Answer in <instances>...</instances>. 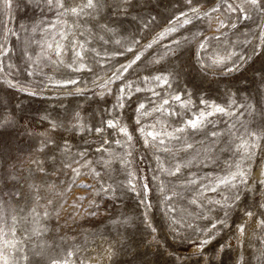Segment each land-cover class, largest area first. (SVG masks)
I'll return each mask as SVG.
<instances>
[{"label":"snow or ice","instance_id":"6c2138e0","mask_svg":"<svg viewBox=\"0 0 264 264\" xmlns=\"http://www.w3.org/2000/svg\"><path fill=\"white\" fill-rule=\"evenodd\" d=\"M162 2L163 0H0V12L4 9L11 12L15 3L17 8L21 5L25 10L31 7L35 11L38 8L41 16L47 13L55 17V21L46 26L44 21H40L31 27L33 33L43 32L44 37L40 40L29 39L28 46L22 51L28 61L23 69L25 77L35 78V82H30L29 85L19 83L6 71L5 61L13 54V48L8 46V36H17L18 33L11 29L0 33V84L28 97L44 99L49 98L45 92L51 88L63 90L62 94L67 96L84 98L90 91L88 85L91 84L99 89L92 93V97H87L92 103L107 105L110 103L109 97L112 98V106L105 107L99 118L93 112L91 120L84 115L91 105H78L76 109H68L63 120L59 121L51 119L50 114H45L41 120L48 122L55 138L52 135H42L39 143L32 145L35 152L46 159L51 157L54 162L59 154L61 167L73 174L68 182L69 189L75 185V178L85 174L83 170L87 169L86 174L95 181L94 184L82 182L79 185L92 189L91 195L94 198L88 201L89 207L85 210L87 217L101 215V205L97 200L105 201L106 210L107 203L119 198L121 194L135 198L139 209L138 216H121L111 222L123 226L126 233L137 221L142 223L146 234L151 237L149 247L155 244L160 255L161 243L157 235L159 230L152 219V194L155 193L156 200L164 205L169 233L180 244L188 243L192 248L190 256L197 257V264H225L226 259H230L232 264H252L253 258L257 260V264H264V248L258 249V254L253 257L247 242V220H255L256 228L264 236V203H254L255 210L245 208L243 215L247 220L237 225L235 230L229 225L230 211L238 207L242 201V193L246 198V189L253 183L250 179V162L259 154H264V103H261L264 100V0H167L172 8V15L148 43L141 45L140 40L133 37L130 41L132 46L123 47L121 40H112L117 28L123 24L120 19L122 15L132 16L140 31H153V26H159L158 8ZM209 4L211 6L204 7ZM215 13H220L224 19L213 16ZM213 19L216 20L214 32L219 35L209 37L203 35L199 29L192 30L198 24L203 27L207 23L211 27ZM247 21L256 23L257 31L251 33L252 39L243 41L245 48L242 52L228 48L213 51L209 47L212 40H220L226 27L238 31V25L245 27L247 25L243 22ZM96 29L108 34V38L99 35ZM181 30L188 34H181ZM86 33L91 39L86 38ZM173 34H176L175 38ZM92 40H98L102 45L115 43L120 47L100 50L91 46ZM165 40L168 42L163 43ZM33 44L40 50L37 52L35 48H31L29 54V47ZM153 45L162 47L164 51L158 57L148 60V63L161 65V68L147 69V74L141 75L138 69L148 59L144 57V52L152 49ZM136 48L138 50L134 51ZM125 52L134 54L131 59L126 58V63H112L116 57L124 56ZM209 52L212 54L205 58V54ZM164 61H167L171 70L163 66ZM257 61L262 65L258 69L253 68ZM42 65L51 66L50 71H55L61 78H44ZM7 67L13 65L9 64ZM97 67L102 71L107 69L103 77L96 72ZM193 70L204 77L209 74L220 75L230 81L247 79L245 73L252 70V82L257 83L258 98L255 102L248 98L244 104H238L239 90L231 92L226 89L223 103L203 95L194 101L196 93L188 91L186 87L191 81H184L185 87H180L182 78L190 75ZM77 73L94 74L95 79L85 81L76 77ZM133 73L135 76L130 79ZM147 85L151 87H146ZM196 88L199 91V86ZM165 89L169 90L166 94ZM145 92L151 93L158 102L149 100L146 104L139 96ZM129 106L133 107L134 113L131 128L121 119ZM236 108L242 111H233ZM244 115L251 117L250 123H240L239 118ZM216 117L235 118L237 123H229L224 130H217L215 125L219 121L214 119ZM149 120L150 123L147 122ZM16 123L14 116L3 117L0 113V181L4 182V188L10 187L8 178L15 181L16 177L14 166L12 172L6 167V156L11 153L5 152L8 145L3 142L2 137L6 133L10 135L9 129H13ZM64 132L72 135L65 138ZM78 134H83L81 140L85 145H88V141L84 139L86 135H91L94 141L98 140L99 146L95 148L97 153L109 152L107 146L114 143L124 150L123 154L117 157L109 153L110 158L101 156L92 160L88 158V147L73 152L69 141ZM117 136L121 138L116 139ZM197 137L202 139L197 142ZM138 144L148 151L154 166L146 169L135 166ZM218 144H224L227 151L233 152L238 159L228 165L223 175L210 172L200 175L199 172H193L194 165L207 167L218 163L213 152ZM216 150L221 151L219 148ZM144 158L140 157L141 160ZM114 161L123 166L115 170L116 176L111 174ZM32 163L37 164V172L45 176L48 174L45 167L40 166L39 160H33ZM97 166L103 171L98 170ZM145 172L150 175L142 174ZM256 183L259 189L264 186V179ZM27 188L31 191L25 192L21 188L15 192H5L0 189V264H20V261H25L26 264H44L45 261L47 264H78V260L73 258L81 251L79 247L67 250L63 258H51L45 248L36 250L32 257L23 254V245L27 240L39 235L40 231H47V228L31 226L40 223L41 215L36 207L28 209L27 213L25 208L18 207L22 200L27 202L32 198L37 201L42 199L39 186L27 184ZM223 189L228 190L229 195H220ZM32 192L35 193L34 197ZM210 193L220 195V198L211 199L208 195ZM187 197H191L187 200L189 205L203 208L207 202L209 210L217 207L223 215L218 214L213 222L201 212L196 218L208 220V223L202 227H194L187 223L185 217L178 216L174 204V201ZM78 199L84 200L85 197ZM47 203L55 210L53 200H48ZM50 215L51 213L44 211L42 217L47 218ZM182 228L192 231L184 235ZM21 232L23 236L19 235ZM193 234L196 236L195 240L192 239ZM229 235L231 240L228 239ZM135 243L130 235L126 240L115 241L107 248L106 258L110 264H122L120 257L130 255L131 262L125 261L123 264H134L137 258L146 255L138 247L129 248L130 244ZM258 243L264 245V239L258 240ZM164 246H167L166 241ZM242 247L243 253L240 251ZM209 248L212 249L211 255L208 254ZM168 255L174 256V253ZM174 260H178L179 264H186L184 257L174 256ZM145 264L148 262L145 261Z\"/></svg>","mask_w":264,"mask_h":264},{"label":"rangeland","instance_id":"374dc122","mask_svg":"<svg viewBox=\"0 0 264 264\" xmlns=\"http://www.w3.org/2000/svg\"><path fill=\"white\" fill-rule=\"evenodd\" d=\"M205 5L204 7H209ZM159 19L158 25L153 26V31L143 32L140 31L137 27V24L133 22L132 16L124 17L123 15L120 19L123 21L121 27L117 28V33L112 36V40H121L123 47L132 46L130 41L133 37L140 40V44L148 43L156 33L161 31L165 26L167 18L172 15V8L169 6L167 0H163L158 8ZM156 14V13H153ZM132 15H135L133 13ZM213 16H220L221 19H224V16H221L220 13H215ZM235 17L233 16L232 19ZM40 21L45 22V26L49 22H54L55 17L51 14L45 16L40 15V9H33L29 7L27 10L21 5L19 8L16 7L15 3L11 12L7 9H4L0 12V33L4 32L5 29H11L12 31L18 33L17 36H8V46L13 48V54L5 61L6 71L15 77L16 80L25 85H29L30 82L34 83L35 78L25 77L23 72L24 65L28 63L26 58L22 55V51L28 46L29 39L40 40L44 37L43 32L33 33L31 27L34 24H38ZM227 24V20H225ZM247 26L240 27L239 30L231 29L226 27L224 35L221 36L220 40H212L209 47L214 51L219 49L223 51L225 48L229 50H235L237 52H242L245 48L243 41L245 39H252L251 33L257 31L256 23L253 21L243 22ZM89 27V25H85ZM190 27V26H189ZM216 27V20H212V26L208 27L207 23L201 27L199 24L197 28L192 29L196 31L199 29L202 31L205 36L219 35V33L214 32ZM27 29V31H25ZM99 35H104L105 39L108 38V34L102 33L99 29L95 30ZM181 34L187 35L188 33L181 30ZM86 38L87 33L85 34ZM176 34H173L175 38ZM165 40L163 43H167ZM195 42H193V45ZM93 47H96L100 50L105 48L109 50H114L120 45L115 43H109L107 45H102L98 40H92ZM31 48H35L39 52V47L33 44L29 47V54H31ZM138 48L134 49V51ZM164 49L157 45H153L152 49H148L144 52V57L148 59L144 61V64L140 65L138 71L141 75L147 74V69H158L161 68V65L149 64L148 60L153 57H158L163 53ZM151 53V55H149ZM134 54V53H133ZM125 52L124 56L116 57L112 63H126V58L131 59L132 55ZM212 53H206L211 55ZM188 56V53H185V57ZM165 68L171 70L167 61L162 62ZM13 65V67H7V65ZM262 65L259 61L253 65V68H260ZM42 76L46 78L47 76H54L55 78H61L55 71H50L51 66H44ZM105 70H101L99 67L96 68V72L99 73L102 77L105 74ZM186 71H188L186 69ZM238 75V74H233ZM76 77H79L85 81H91L95 79L94 74H75ZM135 73H133L130 79L134 78ZM247 79H238L236 81H230L229 78L223 77L220 75L213 76L209 74L207 77H204L198 71H191L190 75L184 76L181 80L180 87L184 88V81L190 80L191 83L186 85L188 91L195 92L196 95L193 97V100H197L201 95L207 97L210 100H216L218 103L224 102V93L225 90L237 93L238 104H244L246 99L251 98L253 102L258 98L256 93L257 83H253V72L249 70L245 73ZM196 86H199V91H197ZM88 87L90 91L86 93V97L78 96H67L62 94L63 90H57L51 88L46 90L45 95L49 97L44 99L41 97H28L24 93L18 92L15 89H9L6 85L0 84V113L3 117L14 116L16 120V125L13 129H9V134H5L2 137L3 142L8 145L5 148V152L11 153L10 156H6L8 159L7 169L9 172L13 171L14 166V175L16 177L15 181L11 178H8L9 188H4V182L0 181V189H4L5 192H15L23 188L25 192H30L27 188V184H35L39 186V195L42 197L39 201L36 199H28L27 202L20 201L18 207H23L26 210L36 207L37 212L41 215L39 225H31L33 227L47 228V231H40L39 235L32 236L30 240H27L23 245L25 248V253L29 257H32V254L39 248H45L49 251L51 258H63L67 250L75 249L79 247L81 251L78 253L77 257L73 259L78 260L79 262H86V264H110L106 258V250L110 244H113L117 240H126V237L130 235L134 238L135 244L129 245V248L135 249L138 247L141 253H146L137 258L134 264H145V261L148 264H179L178 260H174L175 257H184L186 264H197V257L191 255L192 248L188 246V243L180 244L178 240H174L172 235L169 233L168 229V220L164 216V205L159 203L156 200V194L153 193V214L152 219L153 223L158 227V238L161 243L160 252L162 254L158 255V250L155 244H149L151 242V237L146 234L144 226L142 223L137 221L136 225H132L129 228V232H125V228L120 225H114L111 221L113 219L119 218L121 216L137 217L139 209L137 207V202L135 198H129V196L121 194L119 198L108 202L105 210V201L103 199L97 200V203L101 205L100 213L101 215L95 218H89L85 215V210L88 209V201L92 200L94 197L91 195L92 189L84 188L79 186L82 182L94 184L95 181L91 176L87 175V169H84L82 174L75 178V185L70 189L68 188V182L73 174L69 170L63 169L59 163L60 156L59 154L56 157L55 162L51 157L45 158L43 155L35 152L32 145L34 143H39L42 135H52L55 138V133L51 131L50 125L47 121H42L41 117L45 114H50L51 119L53 120H63L66 110L76 109L77 106L88 107V112L84 113L85 118L91 120L92 113L95 112L97 118H99L101 111L105 107H111V97H109L110 103L105 105L104 103L96 104L92 103L87 97H92V93L99 91L93 85L89 84ZM146 87H151L147 85ZM160 91V89H157ZM169 90L165 89V94ZM60 94H56V93ZM140 98L147 104L149 100H157L156 97H152L151 93L145 92L139 94ZM93 99H96L95 97ZM158 102V100H157ZM261 103H264V100H261ZM173 107H176L173 104ZM235 112H240L242 109L236 108L233 109ZM133 107L129 106L125 114L122 115L121 119L128 123L131 128L134 120ZM219 122L215 125L217 130H224L226 125L229 123H237L235 118L229 117H216L214 118ZM240 123L251 122V117L244 115L239 118ZM150 123L151 121H147ZM239 123L237 127L239 128ZM242 130V129H241ZM72 133L64 132L65 138L71 136ZM81 135L78 134L74 139L70 140L69 143L72 145V151L76 152L77 150H82L86 147L89 148V159L95 160L101 156L105 159L110 158L109 153L113 156H120L123 154V149L116 145L110 144L107 147L109 152L106 153H97L95 148L99 146V141L93 139L91 135L84 136V139L88 141V145L84 144V141L81 140ZM120 139L121 137H115ZM197 142L202 139V137H197ZM219 148L221 151H217ZM213 152L218 158V163L216 165H208L207 167H201L200 165H194L192 167L193 172H199L200 175L205 173H212L214 175H223L227 171L228 165L238 157L234 156L233 152L227 151L224 144H218L216 148H213ZM145 157L143 160L140 157ZM33 160H39L40 166L45 167L47 175H43L36 171L37 164L32 163ZM2 164V162H0ZM250 179L253 183L246 189L247 196L243 197L242 201L239 203L238 207H234L229 213V225L235 230V227L239 224L245 223L247 218L243 215L245 208H250L255 210L253 205L254 203H264V186H260L257 189V183L260 179H264V154H259L250 162ZM74 167L76 165H73ZM135 166L139 169H146L149 166H154L151 156L148 154V151L143 148L142 145L138 144L136 148V161ZM123 166L118 162L114 161L112 164L111 174L113 176L117 175L115 170L121 169ZM260 168V172L263 173L258 175L255 173L257 169ZM98 170L103 171L97 166ZM145 175H150V173H142ZM257 174V175H256ZM122 178V176L120 177ZM64 181V183H61ZM111 181H109L110 183ZM103 183V182H101ZM15 185V186H12ZM234 191V190H233ZM34 197L35 193H31ZM211 199H219L220 195L227 196L229 191L223 189L220 195L217 194H208ZM78 197H85L84 200H79ZM191 197L185 199H178L174 201L178 216H183L186 218L187 223H191L195 226H204L208 223V220L197 219V215L201 212L208 217L209 220L215 221L217 215H223L222 211L217 207H212L210 210L208 208L207 202L203 208H197L196 206L189 205L187 200ZM48 200H53L55 203V210L52 205H49ZM74 205H79V207H74ZM44 211L51 213L47 218H43L42 214ZM58 212V215H57ZM190 214V215H189ZM31 219V217H30ZM138 225V226H137ZM191 229L184 230L182 228V234L187 235L190 233ZM119 233V234H118ZM20 236H23V232L19 233ZM223 235V233H221ZM195 234L192 235V239L195 240ZM219 239V237H217ZM228 239L231 240L232 237L229 235ZM264 239V236L261 235V231L256 228L255 220H247V242L248 248L255 257L258 254V249L264 248V245L258 243V240ZM165 241L167 246L165 247ZM223 242V241H221ZM215 243V242H214ZM194 246V244H193ZM241 253L244 252V248L240 249ZM105 252V253H104ZM99 256L97 263L91 258L93 254ZM101 253V254H99ZM168 253H174V256H169ZM209 255L212 254V249L209 248ZM102 255V256H101ZM104 256V257H103ZM90 257V258H88ZM190 257V258H189ZM121 262L127 261L131 262L132 258L130 255H124L120 257ZM20 264H26L25 261H20ZM47 264V261L44 262ZM225 264H232L230 259H226ZM252 264H257V260L253 258Z\"/></svg>","mask_w":264,"mask_h":264},{"label":"bare ground","instance_id":"6f19581e","mask_svg":"<svg viewBox=\"0 0 264 264\" xmlns=\"http://www.w3.org/2000/svg\"><path fill=\"white\" fill-rule=\"evenodd\" d=\"M255 173H257L258 175L263 174V173L260 172V168H258L257 171H256ZM257 174H256V175H257ZM194 246H195V245H194ZM194 246H193V247H194ZM104 253H105V252H104ZM92 254H93V253H92ZM99 254H101V253H99ZM99 256H100V255H99ZM99 256H98V253H97V255H94V254H93L91 258L94 260L95 263H97V261H98V259H99ZM101 256H102V255H101ZM103 257H104V256H103ZM88 258H90V257H88Z\"/></svg>","mask_w":264,"mask_h":264}]
</instances>
